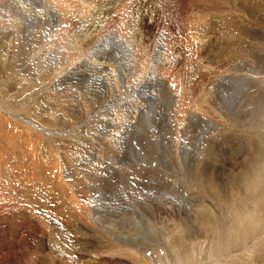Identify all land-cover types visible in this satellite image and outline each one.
<instances>
[{
  "label": "rangeland",
  "instance_id": "1",
  "mask_svg": "<svg viewBox=\"0 0 264 264\" xmlns=\"http://www.w3.org/2000/svg\"><path fill=\"white\" fill-rule=\"evenodd\" d=\"M8 1L0 0L14 18L0 29V264H264V0ZM43 18L56 36L24 45ZM18 24L29 26L26 37L15 35ZM119 39L134 51L111 52ZM91 55L102 78L85 76ZM130 101L143 119L122 120ZM195 203L210 217L205 228L195 223L175 244L160 239L183 212L195 218Z\"/></svg>",
  "mask_w": 264,
  "mask_h": 264
},
{
  "label": "bare ground",
  "instance_id": "2",
  "mask_svg": "<svg viewBox=\"0 0 264 264\" xmlns=\"http://www.w3.org/2000/svg\"><path fill=\"white\" fill-rule=\"evenodd\" d=\"M28 1V0H27ZM42 1V0H41ZM18 3H25L26 1L25 0H19V1H17ZM49 2V1H48ZM55 2V1H54ZM58 3V2H57ZM89 3V2H88ZM11 4H13V0H9L8 2H7V5H11ZM19 4V5H20ZM39 4V3H38ZM7 5H3L4 6V10L5 9H7ZM14 5V4H13ZM42 5V4H41ZM48 5V4H47ZM51 5V4H50ZM54 5V4H53ZM89 6L91 7V5L90 4H86L85 5V7L84 8H89ZM54 7H56V5L54 6ZM11 8V7H10ZM23 8V7H22ZM95 8V7H94ZM3 9V8H2ZM1 9V10H2ZM19 9V8H18ZM49 9V8H48ZM56 9V8H55ZM47 10V9H46ZM51 10V9H50ZM57 10V9H56ZM21 11V10H20ZM50 12V11H49ZM57 12V11H56ZM58 12H60V11H58ZM10 13H12V12H10ZM5 15V14H4ZM82 15V14H81ZM51 16V15H50ZM112 17V16H111ZM129 17V16H128ZM37 18V17H36ZM54 18V17H53ZM14 18H12L11 17V20H10V18H5L1 13H0V29H2V27H4V22L2 21V20H8L7 22H8V24L9 23H12L14 20H13ZM120 19V18H119ZM10 20V21H9ZM31 20V19H30ZM41 20V22L43 23V25L42 26H40V24H38V26H32V28H29L30 29V31H32V30H36V29H38V30H36L35 31V33L37 34H34V37H30V38H28V37H26L24 34H27L26 33V31H27V29H28V27L29 26H26V25H17V26H15V29H16V27L17 28H20L21 27V29H18V30H15V35H24V37H26L25 39H26V41H23L22 43L24 44V45H27L28 43H29V45H32V46H34V45H37V46H39V38L41 37V36H43L44 34L45 35H47L48 36V38L50 37H53V36H56L55 34H56V31H55V29H53L52 28V25L53 24H50L51 26H49V25H47L46 24V20L43 18V19H40ZM86 20V19H85ZM1 21H2V23H1ZM15 22H16V20H15ZM20 22V21H19ZM36 25V24H35ZM54 26H56V25H54ZM133 26H134V24H133ZM58 27V26H57ZM90 27V26H89ZM13 28V27H12ZM51 31H50V30ZM110 29V28H109ZM117 29V28H116ZM125 29H127V28H125ZM2 30H4V28L2 29ZM122 30V29H121ZM13 31V30H12ZM99 31V30H98ZM4 32H7V33H9L10 34V32H9V30L8 29H6ZM123 32V31H122ZM121 32V33H122ZM58 34V33H57ZM123 34V33H122ZM122 34H120L119 36H121ZM125 34V33H124ZM10 36V35H9ZM127 36V35H126ZM125 36V37H126ZM13 37V36H12ZM44 37V36H43ZM104 37V36H103ZM124 37V38H125ZM110 38V37H109ZM124 38H123V40H124ZM134 38V37H133ZM241 38V37H240ZM102 39H105V38H102ZM111 39V38H110ZM122 39V38H121ZM121 39H119L120 41H118L117 40V42H116V44L113 42V40H112V46H111V52H113V51H115L116 50V52L120 49V53H123L122 54V56L124 55H126V54H130V51L131 52H133L134 50H133V47H132V44L130 43V42H132V41H126L125 43H123V40H121ZM106 40V39H105ZM115 40V39H114ZM132 40V39H131ZM47 41V40H46ZM97 41H99V40H97ZM95 42H96V40H95ZM109 42V41H108ZM118 42L120 43V45L118 44ZM35 43V44H34ZM46 43V42H45ZM98 43V42H97ZM101 43H103V42H101ZM110 43V42H109ZM111 43H110V45H111ZM135 43V42H134ZM104 44V43H103ZM107 44V43H106ZM108 45V44H107ZM131 45V46H130ZM106 46V45H105ZM114 46H116V48L114 47ZM126 46H130V50L129 49H127V53L125 54V49H123L122 47H124V48H126ZM36 47V46H35ZM102 47V46H101ZM6 48V47H5ZM140 49V48H139ZM129 50V51H128ZM96 51V50H95ZM124 51V52H123ZM102 53V52H101ZM139 53V52H138ZM57 54V53H56ZM97 54V53H96ZM95 54V55H96ZM117 54V53H116ZM60 55V54H59ZM141 55V54H140ZM144 55V54H143ZM96 56H98V55H96ZM60 57H63V56H60ZM85 57V56H84ZM88 57V56H87ZM91 61L92 62H90V69H88V71H86V73H85V76H86V78L88 79V78H94V77H99V78H102V76H100L99 74L100 73H98V72H96V68H99V63H101V62H98V58H95V56L94 55H91ZM53 58V57H52ZM64 58V57H63ZM56 59H59V58H57V57H55V58H53L52 60H56ZM101 59H103V58H101ZM63 60L64 59H62L61 58V62L60 63H62L63 62ZM126 60V59H125ZM141 60V59H140ZM9 62V61H8ZM82 62V61H81ZM36 63V62H35ZM105 63H107L109 66H110V64H112L111 62H105ZM104 63V64H105ZM55 64V63H54ZM56 65H57V63H56ZM58 65H59V63H58ZM81 65V64H80ZM99 65V66H98ZM37 66V65H36ZM87 66V65H86ZM95 66H96V68H95ZM202 66V65H201ZM33 67V66H32ZM39 67V68H38ZM37 68H38V71H40V66H38ZM116 67V66H115ZM37 68H36V70H37ZM54 68V67H53ZM76 69V68H75ZM74 69V70H75ZM44 70V69H43ZM82 70H84L83 69V67H79L78 68V73H80ZM85 70H86V68H85ZM99 70V69H98ZM97 70V71H98ZM111 70V69H110ZM48 71V70H47ZM112 71V70H111ZM111 71H110V73H111ZM99 72H103V73H105L106 72V70H105V68L104 69H101L100 68V70H99ZM46 73V72H45ZM102 73V74H103ZM51 74V73H50ZM57 75V74H56ZM46 76V75H45ZM49 76V75H48ZM122 76V75H121ZM105 76L103 75V78H104ZM261 77H264V76H261ZM85 78V79H86ZM47 79V78H46ZM84 79V80H85ZM93 80V79H92ZM99 80V79H98ZM90 81V80H89ZM95 81V80H94ZM101 82H102V79L100 80ZM107 81H108V79H107ZM127 80L126 79H124V82H126ZM91 83V82H90ZM121 83V82H120ZM100 84V83H99ZM106 84V83H105ZM91 85V84H90ZM111 85V84H110ZM109 85V86H110ZM126 85V84H125ZM91 86H93V85H91ZM90 86V87H91ZM99 86V85H98ZM108 86V85H107ZM89 87V86H88ZM95 87V86H94ZM85 88H87V87H85ZM218 88V87H217ZM124 89V88H123ZM82 90V89H81ZM82 91H84V89L82 90ZM88 91H90V90H88ZM86 92V91H85ZM82 94V93H81ZM91 94V93H90ZM83 95V94H82ZM75 96V95H74ZM90 96L91 95H88V98H90ZM109 97H112L113 99H114V96H109ZM72 99V98H71ZM70 99V100H71ZM77 99V98H76ZM108 99V98H107ZM69 101V100H68ZM78 101H80L79 99H78ZM110 101V100H109ZM154 101V100H153ZM130 102H133L132 104H129ZM129 103H126V106H125V108H124V115H122V120H126V119H131L132 121H133V119L136 121V120H141V119H143V117H144V114H143V112L140 110V107L137 105V103L136 102H134V101H130ZM155 102V101H154ZM79 103V102H78ZM84 102H80L79 103V105H82ZM142 103V102H141ZM90 104H91V102H90ZM233 104V103H232ZM92 105H93V103H92ZM86 106V105H85ZM128 106V107H127ZM79 107V106H78ZM80 108V107H79ZM86 108V107H85ZM47 109V108H46ZM88 112V111H87ZM163 112V111H162ZM83 113H85V112H83ZM117 113V112H116ZM146 113V112H145ZM77 114V113H76ZM148 114V113H147ZM116 115V114H115ZM51 116V115H50ZM78 116V115H77ZM84 116V115H83ZM155 116H156V114H155ZM105 117V116H104ZM146 117V116H145ZM152 118H153V116H152ZM152 118H151V120H152ZM86 119V118H85ZM157 119V118H156ZM87 120V119H86ZM93 120V119H92ZM99 120V119H98ZM107 120V119H106ZM151 120L149 121V122H147V124H151L150 122H151ZM155 120V119H154ZM94 121V120H93ZM97 121V120H96ZM142 122V121H141ZM95 123V122H94ZM78 124V123H77ZM93 124V123H92ZM96 124V123H95ZM100 124V123H99ZM101 124H106V122L104 123V122H102ZM122 125L121 126H123V128H126V127H129L130 125H131V123L130 122H124V123H121ZM80 125V124H79ZM90 125V124H89ZM117 126V125H116ZM120 126V127H121ZM124 126H126V127H124ZM79 128V127H78ZM81 128V127H80ZM113 128H115V127H113ZM112 128V129H113ZM144 128V127H143ZM86 129L88 130V127L86 126ZM111 129V128H110ZM120 129V128H119ZM124 130V129H123ZM97 131V130H96ZM113 132H115V130H113ZM119 132V131H118ZM80 133V132H79ZM94 133V132H93ZM105 133H107V132H105ZM116 133V132H115ZM91 134V133H90ZM83 135V134H82ZM88 135V134H87ZM97 135V134H96ZM91 136V135H90ZM25 138H27V137H25ZM233 138V137H232ZM88 139V138H87ZM99 139V138H98ZM30 140V139H29ZM104 140V139H103ZM105 141V140H104ZM78 142H79V140H78ZM81 142V141H80ZM243 142V141H242ZM241 143V142H240ZM248 143V142H247ZM69 144V143H68ZM239 144V143H238ZM249 144V143H248ZM86 145V144H85ZM153 145V144H152ZM83 146H84V144H83ZM88 146H89V148H91V145H90V143L88 144ZM67 147V146H66ZM69 147V146H68ZM209 147V146H208ZM251 147H253V145H251ZM79 148V147H78ZM97 148V147H96ZM101 149V148H100ZM249 150H250V148H248ZM90 150V149H89ZM93 150V152L94 153H96L95 151H94V149H92ZM88 151V150H87ZM252 151V150H251ZM92 152V153H93ZM100 152V151H99ZM104 153V152H103ZM97 154V153H96ZM100 154V153H99ZM100 155H102V154H100ZM193 157V156H192ZM246 158V157H245ZM248 159V158H247ZM253 161V160H252ZM236 163V162H235ZM245 163V162H244ZM237 164V163H236ZM247 164H249V163H246V165ZM185 165V164H184ZM188 166V165H187ZM184 166L185 167V169H184V171L186 170V172H188V173H185V174H187L188 175V178H190V176H191V179H193V178H195V181H197L198 182V184L199 185H201L202 187H205V182L202 180V179H200L199 177H197V175H196V173L195 172H190V171H188V170H190L191 168L188 166ZM247 167V166H246ZM134 170V169H133ZM139 173H140V171H139ZM195 173V174H194ZM191 174V175H190ZM194 174V175H193ZM145 175V174H144ZM62 176V175H61ZM70 176V175H69ZM89 175L87 174V175H82L80 178L78 177L77 179H75V182H74V186H78V194L80 195V196H84L85 194H86V188H85V186H83L82 184H81V182L82 183H84L85 181L87 182V181H89V177H88ZM139 176H141V175H139ZM141 177H143V176H141ZM193 177V178H192ZM94 178V177H93ZM145 178V177H144ZM202 178V177H201ZM237 178V177H236ZM62 180H63V178H62ZM74 180V179H73ZM100 180V179H99ZM159 180V179H158ZM101 181H103V182H105L104 180H101ZM209 180H207V182L206 183H208L209 185L210 184H212L213 185V183H215V181H213V180H211L210 182H208ZM237 181V180H236ZM99 182V181H98ZM192 182V181H191ZM262 182V181H261ZM107 183V182H106ZM193 183V182H192ZM235 183V182H234ZM219 184V183H218ZM62 185V184H61ZM169 185H171V184H169ZM240 185V184H239ZM238 185V186H239ZM93 186V185H92ZM95 186V185H94ZM104 186V185H103ZM180 186H182V188H184L185 189V191H186V193H188L189 191L188 190H190L191 188H192V185L190 184V183H188V182H186V181H181L180 182ZM200 186V187H201ZM218 186V185H217ZM238 186H237V188H238ZM91 187V186H90ZM127 187V186H126ZM167 187V186H166ZM231 187V186H230ZM43 188V187H42ZM77 188V187H76ZM93 188V187H92ZM95 188V187H94ZM98 188V187H97ZM112 188V187H111ZM210 188V187H209ZM39 189V188H38ZM107 189H109V188H107ZM118 189V188H117ZM121 189V188H120ZM183 189V190H184ZM214 189H216V188H214ZM218 189V188H217ZM231 189H233V188H231ZM235 189V188H234ZM90 190V189H89ZM122 190V189H121ZM41 191H42V189H41ZM110 191V190H109ZM112 191V190H111ZM119 191V190H118ZM117 191V192H118ZM123 191V190H122ZM122 191H120V192H122ZM211 190H209V192H210ZM213 191V190H212ZM223 191V190H222ZM221 191V192H222ZM100 192L102 193V195H104V196H106L107 195V193H105L104 191H103V189H101L100 190ZM120 192H118V193H120ZM123 192H125V191H123ZM208 192V193H209ZM218 191H216L215 192V194L217 193ZM30 193V192H29ZM43 192H39V194H42ZM44 193H46V192H44ZM185 193V192H184ZM153 194V193H152ZM1 195V194H0ZM10 195H12V194H10ZM9 195V196H10ZM30 195V194H29ZM38 195V194H37ZM227 195H229V194H226V196ZM6 196V195H5ZM8 196V197H9ZM27 196V195H26ZM45 196V195H44ZM110 195H108V197L107 198H111V197H109ZM125 196V195H124ZM179 196V195H178ZM190 196V195H189ZM216 196V195H215ZM91 197V196H90ZM210 197H212V196H210ZM10 198V197H9ZM29 198V197H28ZM34 198V197H33ZM45 198V197H44ZM145 198V197H144ZM11 199V198H10ZM119 199V198H118ZM123 199V198H122ZM141 199V198H140ZM142 199H143V197H142ZM163 199V198H162ZM191 199V198H190ZM212 199V198H211ZM87 200V199H86ZM92 200V199H91ZM134 200V198H132L130 201L132 202ZM145 200V199H144ZM143 200V201H144ZM213 200V199H212ZM27 201V200H26ZM85 201V200H84ZM83 201V202H84ZM146 201V200H145ZM145 201L143 202V203H145ZM29 202V201H28ZM82 202V203H83ZM87 202V201H86ZM117 202V201H116ZM115 202V203H116ZM172 202V201H171ZM187 202V201H186ZM190 202V201H189ZM128 203V202H127ZM133 204H134V206H132V207H135V205L137 206L138 204H135L136 203V201H133L132 202ZM201 203V202H200ZM200 203H195V205H196V207L198 208L196 211L197 212H195L194 213V217L196 218H194L193 220H189L188 221V218H190V217H192V214H189L190 212H186V213H182L184 216H185V220H181V221H179L178 222V224L176 225V226H178V225H180L181 224V226H182V224L183 225H185V227H184V230H185V235H184V233H179L178 231H177V234H174L173 233V230H174V228L176 227H172V226H170L171 228H165L164 227V230H162V231H160V234H161V237H160V239L162 238V237H165V239H167V240H170V242L172 243V244H175V243H177V242H180L181 240H183V239H185V238H188V237H191L192 235H194L196 232V228L194 227V224L196 223V224H198V228H201V227H204L203 226V224L205 223V222H208V221H210V217L208 216V215H206V213L205 212H203V209L204 208H201L200 210H199V207L201 206V204ZM148 204V203H147ZM150 204V203H149ZM162 204V203H161ZM165 204V203H164ZM180 204V203H179ZM88 205V204H87ZM170 205H172V203L170 204ZM169 205V206H170ZM182 205V204H181ZM184 205H186V204H184ZM189 205H190V203H189ZM194 205V206H195ZM205 205V204H204ZM139 206V205H138ZM137 206V207H138ZM167 206V205H166ZM168 206V207H169ZM145 207V206H144ZM151 207H152V205H151ZM161 207H162V205H161ZM192 207V206H191ZM139 208V207H138ZM156 208H159V207H156ZM185 208V207H184ZM39 209V208H38ZM132 209V208H131ZM143 209V208H142ZM148 209V208H147ZM179 209V208H178ZM37 210V209H36ZM133 210V209H132ZM143 210H146V209H143ZM162 210V209H161ZM170 210V209H169ZM168 210V211H169ZM182 210V209H181ZM51 211V210H50ZM110 211V210H109ZM114 211V210H113ZM151 211V210H150ZM149 211V212H150ZM155 211V210H154ZM167 211V212H168ZM175 211V210H174ZM184 211V210H183ZM208 211V210H207ZM85 212V214L86 215H88V216H91V215H93L92 213H91V211H90V207L86 210V211H84ZM116 212V211H115ZM114 212V213H115ZM144 212V211H143ZM160 212V211H159ZM176 212V211H175ZM194 212V211H193ZM192 212V213H193ZM80 213V212H79ZM82 213V212H81ZM113 213V212H112ZM130 213V212H129ZM188 213V214H187ZM209 213V215H210V212H208ZM84 214V213H83ZM131 214H132V216H131V220H133V221H135V222H133L135 225H133V226H135V229H134V231H137L138 229H137V226H139L141 223L139 222V224H138V221L136 220V217H137V215H136V213H135V211H131ZM140 214V213H139ZM138 214V215H139ZM142 214V213H141ZM169 214V213H168ZM181 214V215H182ZM149 215V214H148ZM156 215V214H155ZM165 215V214H164ZM171 215V214H170ZM173 215V214H172ZM166 216V215H165ZM143 217V219H145L144 218V216H142ZM155 217V216H154ZM164 217V216H163ZM171 217V216H170ZM174 217V216H173ZM213 217V216H212ZM89 218V217H88ZM91 218V217H90ZM139 218V217H138ZM148 218V217H147ZM166 218V217H165ZM18 220V219H17ZM111 220H113V219H111ZM149 220V219H148ZM156 220V219H155ZM154 220V221H155ZM166 220V219H165ZM165 220H164V222L163 223H165ZM91 221L92 222H90V223H97L95 220H94V217H92L91 218ZM106 221V220H105ZM130 221V220H129ZM143 221V220H142ZM153 221V222H154ZM158 221H161L160 219L158 220ZM188 221V222H187ZM12 222V224H18L17 222H16V220L13 218V221H11ZM108 222V221H107ZM170 222V221H169ZM130 223H131V221H130ZM163 223H161L160 222V225H163ZM168 223V222H167ZM172 223V222H171ZM177 223V222H176ZM185 223H187V224H185ZM61 224V223H60ZM166 224V223H165ZM174 224H175V222H174ZM122 225V224H121ZM207 225V224H206ZM101 226V225H100ZM123 226V225H122ZM148 226H150V225H148ZM154 226V225H153ZM167 226V225H166ZM102 227V226H101ZM151 227V226H150ZM124 228V227H123ZM139 228V227H138ZM205 228V227H204ZM208 228V227H207ZM30 229V228H29ZM120 229H122V228H120ZM119 229V230H120ZM102 230H104V232L105 231H107V232H109V228L107 227H104V228H102ZM133 230V229H132ZM111 231V230H110ZM142 231V230H141ZM205 231V229H202V232H204ZM112 232V231H111ZM125 232H128V231H125ZM143 232V231H142ZM150 232L151 233H153V234H157V230H156V228L155 227H151L150 228ZM164 232V233H163ZM168 232V233H167ZM80 233V230H79V228H78V234ZM116 233V232H115ZM163 233V234H162ZM49 236V235H48ZM51 236V235H50ZM60 237V236H59ZM115 238V237H114ZM76 239V238H75ZM39 242V245H42L41 244V242H42V240H39L38 241ZM61 242V241H60ZM41 248H43L42 246H40L39 247V249H41ZM58 247H56V249H57ZM60 249V248H59ZM30 252V251H29ZM191 256H193V255H191ZM193 258V257H192ZM192 258H190V264H195V262H194V259L192 260ZM201 262V261H200ZM199 262V263H200ZM198 264V263H197Z\"/></svg>",
  "mask_w": 264,
  "mask_h": 264
}]
</instances>
